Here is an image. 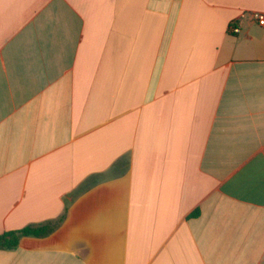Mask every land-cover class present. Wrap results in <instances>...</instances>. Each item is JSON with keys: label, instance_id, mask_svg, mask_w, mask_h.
Masks as SVG:
<instances>
[{"label": "crops", "instance_id": "obj_1", "mask_svg": "<svg viewBox=\"0 0 264 264\" xmlns=\"http://www.w3.org/2000/svg\"><path fill=\"white\" fill-rule=\"evenodd\" d=\"M256 14L0 0V264H264Z\"/></svg>", "mask_w": 264, "mask_h": 264}, {"label": "trees", "instance_id": "obj_2", "mask_svg": "<svg viewBox=\"0 0 264 264\" xmlns=\"http://www.w3.org/2000/svg\"><path fill=\"white\" fill-rule=\"evenodd\" d=\"M40 229L25 228L19 231H10L0 235V249H11L17 246L18 239L23 235H40Z\"/></svg>", "mask_w": 264, "mask_h": 264}, {"label": "built area", "instance_id": "obj_3", "mask_svg": "<svg viewBox=\"0 0 264 264\" xmlns=\"http://www.w3.org/2000/svg\"><path fill=\"white\" fill-rule=\"evenodd\" d=\"M254 17H255L257 24L259 26H264V15L256 14ZM229 31H231L233 33H237L239 31V29L236 26H234L233 24H231V25H229Z\"/></svg>", "mask_w": 264, "mask_h": 264}]
</instances>
